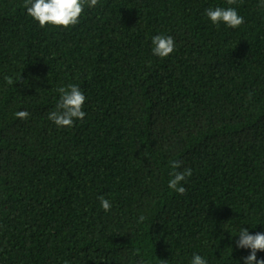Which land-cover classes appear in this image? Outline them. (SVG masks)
Returning a JSON list of instances; mask_svg holds the SVG:
<instances>
[{
  "label": "trees",
  "instance_id": "1",
  "mask_svg": "<svg viewBox=\"0 0 264 264\" xmlns=\"http://www.w3.org/2000/svg\"><path fill=\"white\" fill-rule=\"evenodd\" d=\"M217 6L244 23L213 24ZM157 34L174 38L167 57ZM69 83L86 115L58 127ZM177 160L183 195L168 187ZM240 227L264 233L259 0H98L68 28L0 0V264H243Z\"/></svg>",
  "mask_w": 264,
  "mask_h": 264
},
{
  "label": "clouds",
  "instance_id": "2",
  "mask_svg": "<svg viewBox=\"0 0 264 264\" xmlns=\"http://www.w3.org/2000/svg\"><path fill=\"white\" fill-rule=\"evenodd\" d=\"M237 0H227L228 5L236 4ZM98 0H23V6L26 13L32 19L36 20L40 27L52 25L54 27L68 28L79 23L80 16L85 6L95 7ZM259 6L264 8V0H259ZM205 15L213 24L223 22L231 28H237L244 23V19L240 16L234 7H209L204 10ZM152 53L155 56L164 58L169 56L175 50L174 38L170 35L157 34L152 36ZM6 82L13 85L12 77L6 76ZM59 98L55 107L48 113V119L58 127H72L75 120H83L86 113L82 110L86 97L81 89L73 83L61 86L56 89ZM14 115L25 120L30 113L26 110H20ZM173 171L170 173L172 177L168 181V187L176 193L183 195L186 192L181 182L192 175L190 168H184L182 171L180 161L171 162ZM100 205L104 211L111 209V203L104 196L99 197ZM144 216H140L139 220L143 221ZM239 239L236 241L237 248H246L250 252L243 257V264H264V259H257V251H264V233H249L248 228H241L238 232ZM64 264H68L67 261ZM190 264H207L206 259L199 255L193 254Z\"/></svg>",
  "mask_w": 264,
  "mask_h": 264
}]
</instances>
